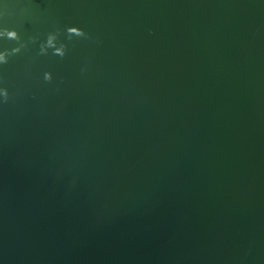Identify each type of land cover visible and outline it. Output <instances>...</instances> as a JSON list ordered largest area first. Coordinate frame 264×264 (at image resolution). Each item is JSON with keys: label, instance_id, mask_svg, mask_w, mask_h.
<instances>
[{"label": "water", "instance_id": "obj_1", "mask_svg": "<svg viewBox=\"0 0 264 264\" xmlns=\"http://www.w3.org/2000/svg\"><path fill=\"white\" fill-rule=\"evenodd\" d=\"M4 27L0 264H264V0H0Z\"/></svg>", "mask_w": 264, "mask_h": 264}, {"label": "clouds", "instance_id": "obj_2", "mask_svg": "<svg viewBox=\"0 0 264 264\" xmlns=\"http://www.w3.org/2000/svg\"><path fill=\"white\" fill-rule=\"evenodd\" d=\"M63 33L66 35L67 39L71 40L73 37L76 38H88V34L81 28L77 26H66L63 29ZM61 29L57 28L54 31L47 33L45 40L40 44L38 55H48L49 49L52 51V55L63 58L67 52V45L60 40ZM0 39L15 41L16 46L11 48H4L0 50V65H6L12 56H15L26 48V44L23 42L20 33L15 29H9L4 27L0 29ZM35 41V37L31 38ZM82 69L81 71H85ZM43 80L47 83H51L53 80V75L51 72L43 73ZM10 99V93L6 87H0V103H7Z\"/></svg>", "mask_w": 264, "mask_h": 264}]
</instances>
